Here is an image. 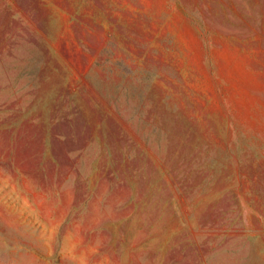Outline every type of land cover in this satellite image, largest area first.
Here are the masks:
<instances>
[{"label": "rangeland", "instance_id": "1", "mask_svg": "<svg viewBox=\"0 0 264 264\" xmlns=\"http://www.w3.org/2000/svg\"><path fill=\"white\" fill-rule=\"evenodd\" d=\"M0 264H264V0H0Z\"/></svg>", "mask_w": 264, "mask_h": 264}]
</instances>
